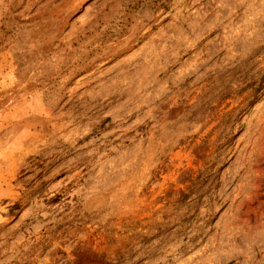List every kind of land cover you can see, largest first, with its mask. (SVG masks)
<instances>
[{
    "label": "rangeland",
    "instance_id": "374dc122",
    "mask_svg": "<svg viewBox=\"0 0 264 264\" xmlns=\"http://www.w3.org/2000/svg\"><path fill=\"white\" fill-rule=\"evenodd\" d=\"M264 0H0V264H264Z\"/></svg>",
    "mask_w": 264,
    "mask_h": 264
},
{
    "label": "trees",
    "instance_id": "16d2710c",
    "mask_svg": "<svg viewBox=\"0 0 264 264\" xmlns=\"http://www.w3.org/2000/svg\"><path fill=\"white\" fill-rule=\"evenodd\" d=\"M263 78H264V76H263Z\"/></svg>",
    "mask_w": 264,
    "mask_h": 264
}]
</instances>
